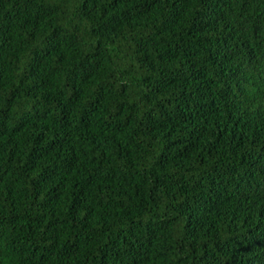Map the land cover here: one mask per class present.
Returning a JSON list of instances; mask_svg holds the SVG:
<instances>
[{
	"label": "trees",
	"instance_id": "1",
	"mask_svg": "<svg viewBox=\"0 0 264 264\" xmlns=\"http://www.w3.org/2000/svg\"><path fill=\"white\" fill-rule=\"evenodd\" d=\"M0 264H264V0H0Z\"/></svg>",
	"mask_w": 264,
	"mask_h": 264
}]
</instances>
